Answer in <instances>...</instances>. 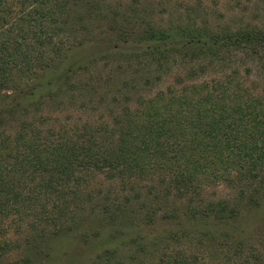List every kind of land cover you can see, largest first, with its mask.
Instances as JSON below:
<instances>
[{"label": "trees", "instance_id": "obj_1", "mask_svg": "<svg viewBox=\"0 0 264 264\" xmlns=\"http://www.w3.org/2000/svg\"><path fill=\"white\" fill-rule=\"evenodd\" d=\"M192 1L0 0V264L77 236L101 245L85 264H264V93L201 77L264 68V22Z\"/></svg>", "mask_w": 264, "mask_h": 264}, {"label": "rangeland", "instance_id": "obj_2", "mask_svg": "<svg viewBox=\"0 0 264 264\" xmlns=\"http://www.w3.org/2000/svg\"><path fill=\"white\" fill-rule=\"evenodd\" d=\"M158 0H139L137 4H143L145 6L154 5ZM164 4H169L171 6L173 3H176L179 0H161ZM189 3H193L192 0H186ZM238 8L229 9L228 6L231 4L230 2L221 1L216 5V9L222 13L221 18L225 19L228 24L236 26L239 25V21L247 22L250 25H261L264 22V0H237ZM212 6L211 4H207L205 1L201 2L200 6L196 5V12H198L201 8ZM167 14L164 12H159L153 15V21L156 23L162 22L161 18H166ZM220 18V17H219ZM101 43H95L94 41H88L82 44L79 48L73 50L69 56L64 61L66 63H71L72 61L76 62L78 60H84L87 56L93 55L100 51L103 47ZM254 62L249 61V59L242 58L237 56L233 57L231 61H229L228 65L219 71L213 69L211 71H205L204 76L201 77H209V76H217L221 73L227 72L228 68L236 67L241 72H243V78L245 81L255 80L257 83V89L259 92L264 93V68L257 69L254 65ZM200 77V78H201ZM170 77L163 78L162 82L157 84V87H162L166 82L169 81ZM53 110L51 106H45L44 112H49ZM59 112L61 116H64L66 111ZM69 111L74 115L82 116V112L74 108H69ZM95 113V112H89ZM0 128H6L8 131H12L15 128V124L11 120H3L0 122ZM100 187H104L106 182L103 179H99L96 183ZM230 192L229 188L219 186L214 190L209 189L207 192V198H217L219 196H226ZM259 220H255L258 222ZM79 232V229L77 233ZM98 239L90 237L88 240H81L79 236L77 237H69L57 239L56 241L49 242V250H50V263L51 264H85L88 263V260H91L96 252H98L99 247L101 246L97 243Z\"/></svg>", "mask_w": 264, "mask_h": 264}]
</instances>
